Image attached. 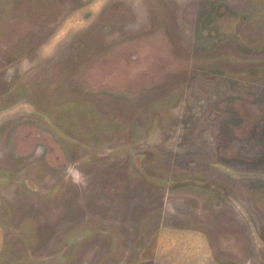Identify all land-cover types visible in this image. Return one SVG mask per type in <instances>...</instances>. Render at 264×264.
<instances>
[{
    "label": "rangeland",
    "instance_id": "374dc122",
    "mask_svg": "<svg viewBox=\"0 0 264 264\" xmlns=\"http://www.w3.org/2000/svg\"><path fill=\"white\" fill-rule=\"evenodd\" d=\"M0 264H264V0H0Z\"/></svg>",
    "mask_w": 264,
    "mask_h": 264
},
{
    "label": "flooded vegetation",
    "instance_id": "af4514ba",
    "mask_svg": "<svg viewBox=\"0 0 264 264\" xmlns=\"http://www.w3.org/2000/svg\"><path fill=\"white\" fill-rule=\"evenodd\" d=\"M36 135H37V136H41V134H40V133H37Z\"/></svg>",
    "mask_w": 264,
    "mask_h": 264
}]
</instances>
